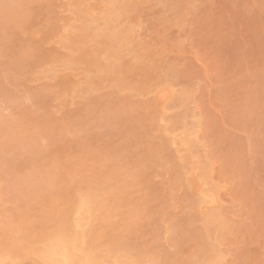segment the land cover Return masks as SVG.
<instances>
[{"label": "rangeland", "instance_id": "374dc122", "mask_svg": "<svg viewBox=\"0 0 264 264\" xmlns=\"http://www.w3.org/2000/svg\"><path fill=\"white\" fill-rule=\"evenodd\" d=\"M12 1L0 0V246L15 263L37 264L22 251L72 219L82 190L111 205L86 229L97 264H264V0Z\"/></svg>", "mask_w": 264, "mask_h": 264}, {"label": "bare ground", "instance_id": "6f19581e", "mask_svg": "<svg viewBox=\"0 0 264 264\" xmlns=\"http://www.w3.org/2000/svg\"><path fill=\"white\" fill-rule=\"evenodd\" d=\"M19 1H23V0H14V1H12L13 2V4H14V2H17V4H18V2ZM25 1V0H24ZM114 0H109V3H110V5H113L114 4ZM9 3H11V2H9ZM165 3L167 4L168 2L165 0ZM10 5H12V4H9L7 7L9 8L10 7ZM13 9V8H12ZM11 11H14V10H11ZM15 12V11H14ZM14 12H12V15L14 14ZM17 12V11H16ZM15 16V15H14ZM10 17V19H11V16H8L7 15V18H9ZM13 17V16H12ZM18 17V16H17ZM178 18V17H177ZM115 29V28H114ZM117 32H119L118 30H117ZM102 34H104V33H102ZM105 34H108V33H105ZM104 34V35H105ZM118 34L119 33H116V31L115 30H112L111 31V33H110V36H108V35H106V36H108V37H106V40H110V39H108V38H113V39H115V40H118V43H120V44H123V45H125V40L123 41L122 40V38L120 37V39L118 38ZM104 35H97V36H104ZM106 40L104 41V42H106ZM108 43V42H107ZM111 47H108L107 49V51H109V49H110ZM106 50V49H105ZM119 52H121L120 50H118ZM116 53V52H115ZM119 54V53H118ZM120 56L122 55V57H123V54L122 53H120L119 54ZM109 56H112V53H110V55ZM120 56H118V55H114V58H115V60H118V61H120V59L119 58H122V57H120ZM123 59V58H122ZM95 60H93V62H94ZM113 62H114V60H112ZM112 62V63H113ZM127 62V61H126ZM117 63V61L115 62V64ZM118 64V63H117ZM122 64H124L123 62H122ZM126 64V63H125ZM112 66H114L113 64H111ZM120 65V64H119ZM127 65H129V62H128V64ZM123 68H121L122 70L124 69V65L122 66ZM113 68V67H112ZM127 67H125V69H126ZM128 68H130V67H128ZM115 69V70H114ZM119 69H120V67H119ZM113 70L115 71V72H117L116 70H117V68L116 67H114L113 68ZM119 73L120 72H118L117 74H115V75H119ZM122 73H123V71H122ZM122 73H120V74H122ZM164 91V90H163ZM167 91V90H166ZM165 91V92H166ZM158 93V92H157ZM156 93V94H157ZM162 94L163 93H159L158 94V97L160 96H162ZM13 98V97H12ZM156 98H157V95H156ZM155 98V99H156ZM158 99V98H157ZM159 99H163V97L162 98H159ZM162 120V119H161ZM4 132V135L6 134V132L5 131H3ZM1 133V132H0ZM182 134V133H181ZM188 135L189 134H184V135H181V136H179V135H174V137L173 138H171V143L172 144H177V146L178 147H181V146H185V145H188L187 143H189L190 142V139H188ZM45 136V135H44ZM12 139H14V138H12ZM189 140V141H188ZM13 142H15V141H13ZM16 143H18V142H16ZM16 143H14L15 145H18V144H16ZM43 172V170L40 172V173H42ZM200 174H201V172H200ZM199 174V175H200ZM206 174V173H205ZM204 174V175H205ZM202 175V174H201ZM199 177V176H198ZM207 177V176H206ZM206 177H204V178H202V177H200L201 179H203L204 180V182L206 181ZM208 178V177H207ZM44 180V179H43ZM53 179H51V182H45V184L44 185H46V186H48V185H51V187H54V186H57L58 187V185H54V184H56L55 182V180H53ZM100 181V180H99ZM40 182H42V180L40 181ZM52 182H54V184L52 185ZM59 182L60 181H58V183L57 184H59ZM202 185H204V186H202V189H203V187H205V185H206V183H204V184H202ZM50 187V189H52ZM114 187H116V186H114ZM119 187V186H118ZM200 188H201V186H199ZM60 188V187H59ZM97 188H99V187H97ZM101 188H103V187H101ZM113 188V187H112ZM50 189H48V190H50ZM103 189H105V188H103ZM119 189V188H118ZM201 189V190H202ZM205 189V188H204ZM211 189V188H210ZM113 190H116V188H113ZM200 190V191H201ZM94 191V190H93ZM203 192H204V190H202ZM209 191V190H208ZM92 192V191H91ZM97 192V191H96ZM100 192V191H99ZM206 192H207V189L205 190V193L203 194L202 192H200V193H202V197H201V201H202V199H203V195H204V199H206V201L204 202V201H202V202H204V203H208V204H212V203H214V201L216 200H214V196H212L211 195V193L212 192H208L210 195H208V193L206 194ZM50 194V193H49ZM49 194H48V196H49ZM55 194V193H54ZM50 195L51 197H54V198H56L55 197V195ZM94 193L92 192V194H90L89 193V191L88 192H86V191H82L81 190V192L78 194L79 196H77V198H75L76 199V201L75 200H72V201H74V202H72V201H69V202H67V203H70V204H72L73 206H68V204L65 202V201H67V200H69V199H67V200H62V202H64L65 204L64 205H67L68 206V209H66L65 210V208H64V206H61V207H63V208H60V209H58V210H61V209H63V210H65V211H67V210H71V212L73 211V216H72V219H71V217H68V216H66V215H60L61 217L59 218V219H57V220H54V219H56V216H55V218H53V217H51L52 219H50V218H48L47 220H49L50 219V221L51 220H54V222L56 223V224H58L57 226H62V228L59 226V231L58 230H49V229H47L48 230V232H47V236L45 237V239L42 241V243H41V246H39L40 248L38 249V250H29V251H26V252H24L25 250V248H28V247H23V249H22V246L21 245H19L21 242V238H23L22 236H26L25 234H20V235H22V236H20V235H18V232L19 231H21L20 229H25V227L27 226V225H25L26 223H24V225H25V227H24V225L22 224L21 225V228H19V229H17V236L18 237H21V238H17V236L16 235H13V234H15V233H13V232H15L14 231V229H10V231H7L6 229V231H7V236L8 237H11V239H13V236H15V238L13 239V240H17V241H13V240H11L10 238H8L9 240H10V242H15L16 244H17V242H19V244H17V245H19V246H17V247H21V250L20 251H22V250H24V251H22L23 253H27V255L28 254H32L33 255V259H34V261L35 262H37V264H97L98 263V256L100 257V255H98L97 256V254H96V256L95 255H93V253L95 252L94 250H91V249H85L86 248V245L84 246V243H85V239H86V234H87V231H86V229L88 230V228H95V227H97V225H96V222H94V220H93V215L95 214V213H99L100 214V212L101 213H103L102 215L103 216H105L104 215V213L105 212H107V213H105V214H110V213H108V212H110V209H108V207H107V205H109V203L106 205L105 203L107 202L106 200V202L104 203L103 201H101V202H94L93 201V197L95 196V195H97L98 196V194H95V195H93ZM206 194V195H205ZM215 195V194H214ZM94 197V200H96V198H98V197ZM106 196V195H105ZM108 198V197H107ZM96 201H98V200H96ZM62 202H58V203H62ZM74 203V204H73ZM102 203V204H101ZM59 205V204H58ZM67 206H65L66 208H67ZM109 206H111V205H109ZM115 207H116V205H114ZM58 207V206H57ZM71 207V208H70ZM114 207V208H115ZM113 208V207H112ZM108 209V210H107ZM67 212H69V211H67ZM65 213V212H64ZM101 215V214H100ZM101 215V216H102ZM98 217L99 218V220H103L102 218H104V217ZM109 216V215H108ZM107 216V217H108ZM57 217H59L58 216V214H57ZM93 217V218H92ZM106 217V218H107ZM70 218V219H69ZM101 218V219H100ZM95 219V218H94ZM95 220H97V219H95ZM47 222V221H46ZM54 222H52V223H54ZM105 222V218H104V221H103V223ZM49 224H52L51 222H48ZM100 223H102V221H100ZM94 224L96 225V226H94ZM101 225H103V224H101ZM100 224L98 225L100 228L102 227ZM22 226L24 227V228H22ZM222 226H224V225H222ZM42 227V226H41ZM45 227H46V225H45ZM66 227H67V229H66ZM12 228V227H11ZM53 227L51 226V229H52ZM103 228V227H102ZM218 228H220V226L218 225ZM223 228V227H222ZM44 229V228H43ZM96 230H100V229H97V228H95ZM46 230V231H47ZM70 230V231H69ZM96 230H94V229H92V231H96ZM89 231V230H88ZM97 232V231H96ZM5 233V232H4ZM13 233V234H12ZM44 233H45V229H44ZM99 234L97 235V236H101L100 235V233L101 232H98ZM6 234V233H5ZM5 234H3V235H5ZM33 234V233H32ZM95 234V232L92 234V235H94ZM45 235V234H44ZM28 236V235H27ZM97 236H94V237H97ZM3 237H5V236H3ZM30 238H32V237H35V236H32V235H30L29 236ZM108 237H110V236H107V238ZM117 237V236H116ZM112 238V237H111ZM110 238V239H111ZM27 239V241H28V237L26 238ZM34 239V238H33ZM24 240V242H27L25 239H23ZM109 240V239H108ZM114 240V239H113ZM120 240H123L122 238L120 239V238H118L117 237V240H114L115 242H113V243H116V242H119ZM30 241V240H29ZM110 242H112V239L111 240H109ZM134 241V243L136 244L137 242H136V240H133ZM40 242V241H39ZM130 243V242H129ZM129 243H127V244H129ZM14 244V243H13ZM22 244H25L26 245V243H23L22 242ZM40 244V243H39ZM12 246H14V245H12ZM27 246V245H26ZM128 246H133V245H128ZM205 246V245H204ZM209 246V245H208ZM96 247V246H95ZM125 247V246H124ZM93 248V247H92ZM126 248H128L127 247V245H126ZM206 248H208V247H206L205 246V248L204 249H206ZM15 249H17V248H15ZM32 249V248H31ZM94 249H96V248H94ZM129 249V248H128ZM131 249H132V247H131ZM18 250V249H17ZM17 250H15L16 252H17ZM30 251H32V252H30ZM23 253H21V255L23 254ZM16 254L17 253H15L14 251H13V249L11 248V247H9V246H6V245H1L0 246V264H16L15 263V261L17 262V259H18V257L16 256ZM17 258V259H16ZM109 258H110V256H109ZM100 259V258H99ZM121 261V260H120ZM119 263H121V262H119ZM112 264H118V262H116V260H115V262L113 261L112 262Z\"/></svg>", "mask_w": 264, "mask_h": 264}, {"label": "snow or ice", "instance_id": "6c2138e0", "mask_svg": "<svg viewBox=\"0 0 264 264\" xmlns=\"http://www.w3.org/2000/svg\"><path fill=\"white\" fill-rule=\"evenodd\" d=\"M5 7H7V5H4ZM53 212L55 211V209L52 210Z\"/></svg>", "mask_w": 264, "mask_h": 264}]
</instances>
